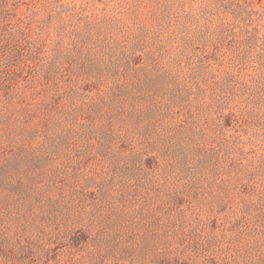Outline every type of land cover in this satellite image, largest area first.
Returning <instances> with one entry per match:
<instances>
[{
    "label": "rangeland",
    "instance_id": "rangeland-1",
    "mask_svg": "<svg viewBox=\"0 0 264 264\" xmlns=\"http://www.w3.org/2000/svg\"><path fill=\"white\" fill-rule=\"evenodd\" d=\"M11 4L0 264H264V0Z\"/></svg>",
    "mask_w": 264,
    "mask_h": 264
},
{
    "label": "trees",
    "instance_id": "trees-1",
    "mask_svg": "<svg viewBox=\"0 0 264 264\" xmlns=\"http://www.w3.org/2000/svg\"><path fill=\"white\" fill-rule=\"evenodd\" d=\"M12 0H0V23L5 25L7 24V22L9 21V17L7 12L9 11L8 9L13 8L15 9V7L12 6L11 4ZM7 43L6 38L4 37V41L1 42V46H0V54L3 52V48L5 46V44Z\"/></svg>",
    "mask_w": 264,
    "mask_h": 264
}]
</instances>
